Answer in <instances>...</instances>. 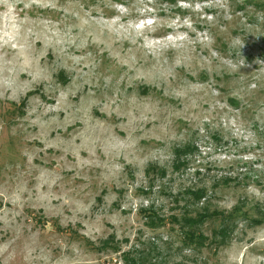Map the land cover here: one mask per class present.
Segmentation results:
<instances>
[{"label": "rangeland", "instance_id": "374dc122", "mask_svg": "<svg viewBox=\"0 0 264 264\" xmlns=\"http://www.w3.org/2000/svg\"><path fill=\"white\" fill-rule=\"evenodd\" d=\"M0 264H264V0H0Z\"/></svg>", "mask_w": 264, "mask_h": 264}, {"label": "trees", "instance_id": "16d2710c", "mask_svg": "<svg viewBox=\"0 0 264 264\" xmlns=\"http://www.w3.org/2000/svg\"><path fill=\"white\" fill-rule=\"evenodd\" d=\"M187 219H185V222H189V224H191V226L197 225V222L199 221L198 219H189L188 217H186ZM203 218V217H202ZM196 234L195 238H199L201 236V234H197L195 230L190 232V235Z\"/></svg>", "mask_w": 264, "mask_h": 264}]
</instances>
